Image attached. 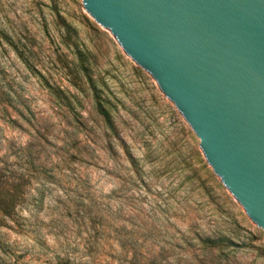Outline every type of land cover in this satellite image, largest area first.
I'll return each instance as SVG.
<instances>
[{
    "label": "rangeland",
    "instance_id": "rangeland-1",
    "mask_svg": "<svg viewBox=\"0 0 264 264\" xmlns=\"http://www.w3.org/2000/svg\"><path fill=\"white\" fill-rule=\"evenodd\" d=\"M0 264H264V233L82 0H0Z\"/></svg>",
    "mask_w": 264,
    "mask_h": 264
},
{
    "label": "water",
    "instance_id": "water-1",
    "mask_svg": "<svg viewBox=\"0 0 264 264\" xmlns=\"http://www.w3.org/2000/svg\"><path fill=\"white\" fill-rule=\"evenodd\" d=\"M155 79L264 233V0H82Z\"/></svg>",
    "mask_w": 264,
    "mask_h": 264
}]
</instances>
